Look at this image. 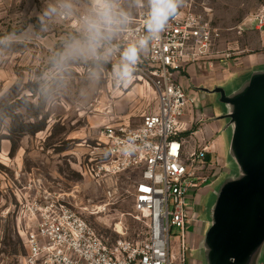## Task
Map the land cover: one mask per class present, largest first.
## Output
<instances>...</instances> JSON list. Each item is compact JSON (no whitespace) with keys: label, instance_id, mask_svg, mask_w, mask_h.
<instances>
[{"label":"rangeland","instance_id":"rangeland-1","mask_svg":"<svg viewBox=\"0 0 264 264\" xmlns=\"http://www.w3.org/2000/svg\"><path fill=\"white\" fill-rule=\"evenodd\" d=\"M188 2L208 9L213 24L223 29L237 26L261 4L259 0H184L183 6ZM60 4L76 12L91 9V0H0V264H23L25 234L33 222L28 204L38 196L40 182L50 192L65 195L72 209L110 242H142L149 234L145 220H139L134 209L138 172L128 171L109 184H98L85 168L105 158L99 146L102 129L122 122L139 126L145 115L155 112L156 96L144 81L118 79L119 67L106 55L62 58L66 45L82 39L83 32L60 21ZM120 6L130 18L135 16L136 0H120ZM240 42L247 49L242 56L257 55L264 63V34L251 33ZM246 67L235 58L213 68L194 66L179 76L196 103L182 120L184 126L189 125L185 136L218 150L213 152L212 167L220 179L188 199V211L195 221L186 227V243L195 259H204L205 253L203 240L196 241L199 226L207 233L222 186L240 176L231 152L232 126L214 140L204 130L228 120L222 117L230 109L214 91L222 88L228 96L235 95L254 73L264 72L250 74L244 72ZM193 70L221 86L197 87L190 77L195 75ZM133 88L146 94L132 98ZM210 113H220L221 118L211 119ZM179 234L177 228L172 230L173 255L179 252Z\"/></svg>","mask_w":264,"mask_h":264},{"label":"built area","instance_id":"built-area-1","mask_svg":"<svg viewBox=\"0 0 264 264\" xmlns=\"http://www.w3.org/2000/svg\"><path fill=\"white\" fill-rule=\"evenodd\" d=\"M259 1L257 10L230 29L215 26L205 7L186 3L161 38L141 52L135 66L139 75L133 76V82L144 81L152 88L155 112L145 115L137 127L122 122L101 131L99 146L105 158L85 168V173L98 184H109L125 172H138L134 209L137 218L145 220L149 233L145 241L106 240L72 209L65 195L50 192L40 182L38 196L28 204L33 222L25 234L23 264H188L192 250L187 247L186 227L195 221L188 199L217 182L220 174L212 167L210 145L195 144L185 136L189 127L182 120L196 103L179 76L194 66L213 68L245 54L241 38L264 34V0ZM136 8L130 23L107 48L110 55L101 49L115 67L122 63L123 50L146 35L147 0H136ZM88 13L60 4L57 15L73 31L83 32L82 18ZM174 228L180 233L177 255L170 250Z\"/></svg>","mask_w":264,"mask_h":264},{"label":"water","instance_id":"water-1","mask_svg":"<svg viewBox=\"0 0 264 264\" xmlns=\"http://www.w3.org/2000/svg\"><path fill=\"white\" fill-rule=\"evenodd\" d=\"M233 128L231 152L240 176L222 186L205 235L209 264H243L264 244V72L254 73L243 89L228 96ZM209 159V156L206 158Z\"/></svg>","mask_w":264,"mask_h":264},{"label":"clouds","instance_id":"clouds-1","mask_svg":"<svg viewBox=\"0 0 264 264\" xmlns=\"http://www.w3.org/2000/svg\"><path fill=\"white\" fill-rule=\"evenodd\" d=\"M183 4L184 0H147L148 10L144 24L146 35L123 50L122 63L116 72L118 79L124 82L133 79L141 52L147 49L152 41L161 38L170 20L176 17ZM51 11L55 12L56 9ZM130 20L129 14L121 8L120 0H91L90 11L82 18L83 38L69 42L62 58H101L103 55L101 49L110 55L107 48Z\"/></svg>","mask_w":264,"mask_h":264},{"label":"crops","instance_id":"crops-1","mask_svg":"<svg viewBox=\"0 0 264 264\" xmlns=\"http://www.w3.org/2000/svg\"><path fill=\"white\" fill-rule=\"evenodd\" d=\"M236 60L238 61V63H242L244 66H247L244 69V72H248L251 74L255 70L264 71V63H263V61H261V58L258 57L257 55H255V56H240L239 58H236ZM193 71L195 72V75L190 76V77L192 78V82L195 83V85H197V87L202 86L203 84H208V83L210 85H212L213 87L214 86H221L220 84L212 83L209 79L205 78V75H201V76L198 75L197 70H193ZM203 77L205 78L204 80H202ZM193 85L194 84H192V86ZM145 90L147 91L146 87H145ZM146 91H143V94H142L141 90H138V88H133V91L129 92V95H131L132 98L137 96V95L144 96V94H146ZM209 116L211 117V119H214V118L220 119L221 118V117H218V116H220V113H218L216 116H214L213 114L210 113ZM223 118L225 119V117H222V119ZM192 120H193V117H192ZM227 122H228V120H227ZM227 122L225 121V123L219 127L215 124H210L209 128L207 127L204 130L206 131V134L212 140H214L215 138H218L220 136V134H223L225 132V130L229 127V124ZM188 127H189V125H188ZM210 148H211L212 152L217 153L218 150H216V147H214L213 144L212 145L210 144ZM204 190L207 191L208 189L206 188ZM204 190H202V191H204ZM202 191H200V192H202ZM192 197L196 198L197 196H192ZM202 228H203V226H201V227L199 226V231L197 233L198 239H196V241H197V243H199L201 240H203L202 244H203L204 251H205L204 259H201L200 257L198 259H195V258H193L192 253H190V255L187 259L188 264H209V262L206 259V254H207V248H206V242H205L206 229L205 228L202 229ZM198 248L193 249V251L196 252L198 250ZM263 259H264V244L248 260H245L243 262V264H264Z\"/></svg>","mask_w":264,"mask_h":264},{"label":"bare ground","instance_id":"bare-ground-1","mask_svg":"<svg viewBox=\"0 0 264 264\" xmlns=\"http://www.w3.org/2000/svg\"><path fill=\"white\" fill-rule=\"evenodd\" d=\"M120 228V227H119Z\"/></svg>","mask_w":264,"mask_h":264}]
</instances>
